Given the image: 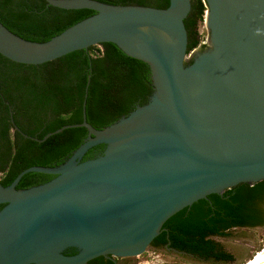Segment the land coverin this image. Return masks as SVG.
Masks as SVG:
<instances>
[{"label":"water","instance_id":"1","mask_svg":"<svg viewBox=\"0 0 264 264\" xmlns=\"http://www.w3.org/2000/svg\"><path fill=\"white\" fill-rule=\"evenodd\" d=\"M45 1L96 14L45 43L26 41L0 22V55L40 66L116 44L149 65L155 93L147 105L104 130L87 122L86 95L82 124L43 140L24 135L44 143L68 129L89 132L58 168H30L9 187L0 179V264L139 257L180 212L212 195L264 181V0H204L210 41L201 53V46L189 53L185 20L191 0H170L168 9ZM211 56L220 69L210 82L211 94L205 86L192 89L193 78L207 75L203 61ZM100 145L107 146L103 156L81 162ZM30 173L56 178L17 190ZM69 246L80 253L64 256Z\"/></svg>","mask_w":264,"mask_h":264},{"label":"trees","instance_id":"2","mask_svg":"<svg viewBox=\"0 0 264 264\" xmlns=\"http://www.w3.org/2000/svg\"><path fill=\"white\" fill-rule=\"evenodd\" d=\"M111 5L168 9L170 0H96ZM192 12L185 20L189 53L202 45L199 26L205 21L204 0H191ZM92 10L67 11L45 0H0V22L20 38L45 43L74 25L94 16ZM88 91V92H87ZM153 92L149 65L129 57L116 44H103L74 52L56 61L27 66L0 55V177L4 187L24 171L65 164L88 139V130L74 128L38 143L66 126L83 123L87 95V122L104 130L144 106ZM16 126L20 129L17 131ZM105 145L91 149L84 160L103 154ZM53 177L30 173L17 190H28ZM0 205V210L3 209ZM264 228V181L242 184L222 195H212L180 212L164 226L154 243H166L219 263L234 256L211 238H227L233 230ZM218 251V253H216Z\"/></svg>","mask_w":264,"mask_h":264},{"label":"rangeland","instance_id":"3","mask_svg":"<svg viewBox=\"0 0 264 264\" xmlns=\"http://www.w3.org/2000/svg\"><path fill=\"white\" fill-rule=\"evenodd\" d=\"M199 33L202 38V45H209L210 34L205 21L200 24ZM199 51L201 53L205 50L200 49ZM221 243L235 254L236 260L232 264H253L264 258V228L236 230L233 233V237L222 239ZM134 260L141 264H198L189 260L174 259L149 251L144 256Z\"/></svg>","mask_w":264,"mask_h":264},{"label":"flooded vegetation","instance_id":"4","mask_svg":"<svg viewBox=\"0 0 264 264\" xmlns=\"http://www.w3.org/2000/svg\"><path fill=\"white\" fill-rule=\"evenodd\" d=\"M206 49V48H205ZM204 49V50H205ZM192 64V62L188 63L187 66H190ZM152 85H153V82H152ZM154 93H155V87L153 85V92L151 94V96L148 98V103L151 101L152 97L154 96ZM147 103V104H148ZM146 104V105H147ZM145 106V105H144ZM138 107H141V105H138L136 107V109ZM135 109V110H136ZM107 148V146H106ZM106 148L105 150L103 151V154H96L97 158L98 157H101L104 155L105 151H106ZM86 156V155H85ZM85 157L81 160V162H85V161H88V160H84ZM59 167V166H58ZM58 167H54V168H58ZM39 174V173H38ZM45 175V174H44ZM48 176H51L53 177L50 181H52L53 179L56 178V176H53V175H48ZM1 179V177H0ZM49 181V182H50ZM47 182V183H49ZM46 184V183H45ZM44 185V184H43ZM41 186V185H40ZM256 229H259V228H256ZM245 230H248V229H245ZM249 230H253V229H249ZM234 231L236 230H233L231 232V236L230 237H227V238H231L233 237V233ZM164 232V231H163ZM163 234V233H162ZM161 234V235H162ZM227 238H221V237H212L211 239L214 240L215 242L217 243H221V240L222 239H227ZM155 242V241H154ZM151 245L150 247V250L149 252H153L155 254L159 253V254H163V256H168V257H172L174 259H184V260H189L191 262H195V263H198V264H232L235 262L236 260V256L233 252H231L228 248H226L223 244V249L224 251H226L227 253L231 254L234 256V261L232 263H219V262H216L214 260H206L205 258L199 256V254H194V253H191L187 250H179L178 248L174 247L173 246V242H172V239H171V235L169 234L167 237H166V243H154ZM80 253V251L77 249V248H74V247H66L64 248V250L62 251V254L64 256H76ZM216 253H218V251H216ZM145 255V254H144ZM142 255V256H144ZM140 257V256H139ZM138 257H134V258H119V257H114V256H110V257H100V258H97L93 261H90L88 264H141L140 262H138L137 260L135 261L134 259H136Z\"/></svg>","mask_w":264,"mask_h":264},{"label":"bare ground","instance_id":"5","mask_svg":"<svg viewBox=\"0 0 264 264\" xmlns=\"http://www.w3.org/2000/svg\"><path fill=\"white\" fill-rule=\"evenodd\" d=\"M230 2H232V0H230ZM206 60V61H205ZM203 64L205 67L208 68L209 71H206L204 77H202V79H198V78H193L191 83H190V87L193 88H206V92H208L209 94H211L212 90V86L210 85L211 81H215V79L218 77L219 74V67H218V63L215 61L214 57L211 56L208 59H204ZM205 80V82H203ZM203 82V83H202ZM207 84V85H204ZM253 264H264V258H262L261 260L253 263Z\"/></svg>","mask_w":264,"mask_h":264},{"label":"built area","instance_id":"6","mask_svg":"<svg viewBox=\"0 0 264 264\" xmlns=\"http://www.w3.org/2000/svg\"><path fill=\"white\" fill-rule=\"evenodd\" d=\"M205 19H206V17H205Z\"/></svg>","mask_w":264,"mask_h":264}]
</instances>
